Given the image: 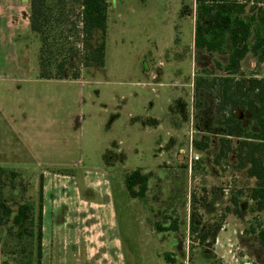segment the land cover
I'll return each mask as SVG.
<instances>
[{
	"label": "rangeland",
	"instance_id": "obj_1",
	"mask_svg": "<svg viewBox=\"0 0 264 264\" xmlns=\"http://www.w3.org/2000/svg\"><path fill=\"white\" fill-rule=\"evenodd\" d=\"M108 3L104 68L83 69L78 80H45L39 78L40 43L30 29V0H0V218L5 217L2 204L12 211L11 220L0 223V264H38L37 218L45 178L58 202H66L59 211L67 221L55 235L50 232L44 264H63L64 238L82 240L75 230L96 232L108 223L103 220L105 179L125 252L134 260L162 252L168 264H218L203 247L213 241L202 246L200 236L216 235L230 223L236 230L231 249L238 261L233 264H264L257 241L264 212H255L251 199L255 181L235 168L234 156H220L225 135L214 110L194 107L197 71L222 75L215 61L228 62V56L195 48L196 0ZM151 72L160 74L161 85L151 80ZM237 77L264 78V64L249 54ZM147 108L157 114L166 110L160 134L144 121ZM112 112L119 119L106 133ZM235 115L245 125L250 117L239 109ZM194 139L209 148L195 149ZM231 141L233 146L238 139ZM136 169L151 173L143 201L131 198L120 182ZM235 200L244 214L228 219ZM26 203L34 207L32 221L13 224ZM174 219L177 233L158 231V224L170 227ZM158 238L161 246L149 244Z\"/></svg>",
	"mask_w": 264,
	"mask_h": 264
},
{
	"label": "trees",
	"instance_id": "obj_2",
	"mask_svg": "<svg viewBox=\"0 0 264 264\" xmlns=\"http://www.w3.org/2000/svg\"><path fill=\"white\" fill-rule=\"evenodd\" d=\"M196 6L195 48L205 54L228 56V62L223 66L215 61L222 75L210 76L206 68L197 71L194 107L214 110L216 122L225 135L220 156H234L235 168L255 181L251 199L255 212H264V78L237 77L249 54L264 64V0H196ZM108 9V0H30V29L40 43L39 78L78 80L83 69L104 68ZM207 99H212V105ZM237 109L250 114L246 125L236 117ZM234 138L238 142L232 146ZM193 146L200 151L209 148L197 139L193 140ZM150 178L151 173H143L141 169L126 173L124 184L129 196L145 200ZM233 204L240 215L237 200ZM1 207L5 217L0 218V223L9 222L12 211L4 204ZM33 208L29 203L20 205L13 224L31 222L29 214ZM42 222L43 179L37 218L38 264L42 259ZM157 227L160 233L179 230L177 219L170 227L161 224ZM221 229L217 228L215 234ZM192 231L197 233L199 229L195 227ZM215 239L216 235L204 233L200 244ZM257 241L264 248V229L258 232ZM166 258L169 260L168 255Z\"/></svg>",
	"mask_w": 264,
	"mask_h": 264
},
{
	"label": "crops",
	"instance_id": "obj_3",
	"mask_svg": "<svg viewBox=\"0 0 264 264\" xmlns=\"http://www.w3.org/2000/svg\"><path fill=\"white\" fill-rule=\"evenodd\" d=\"M151 77V80L157 81L159 85H161V79L160 74L151 72L149 74ZM161 113L165 116L166 110L163 109V112H161V108L159 110V113L157 114L155 111L148 110L147 108V117L145 120L148 121V123L151 121L152 127L151 131L153 133L157 132V134H160L161 131L165 130ZM119 115L117 112H112L111 116L106 121L105 124V132L109 133L110 131L114 130V125L117 123ZM132 121V126L134 124V116L133 113L128 115ZM144 125L146 126V122H144ZM133 129V128H132ZM106 162V161H105ZM106 166L113 165L112 163L106 162ZM58 176V175H57ZM106 177V175L104 174ZM63 178L68 179V177L61 176ZM107 178V177H106ZM105 182L102 183L103 187H105L106 191V199L108 202L105 203L104 211L105 216L103 220L107 221V224H102L101 229L97 230L96 232H92L89 230L88 227H84L81 230H78L75 232H79L80 237L82 240H79L77 242H69V240H66L64 238V260L63 264H168L163 255H160L161 253L154 252L152 255H150L149 259H147V256L143 255V258L140 261L134 260L131 256H128L125 252V247L123 240L121 239V234L118 229L117 224V214L116 209L114 205V201L112 198V194L109 189V182L104 180ZM124 180L120 178V182L122 183ZM47 179H44L43 182V222H42V259L41 264H44L45 256H46V245L49 244V236L51 233L55 235L57 231H61V229L64 226V223L67 221V216L65 213L61 215L59 209L61 205L65 204V201L58 202V198L55 195V192L53 191L52 187L47 185ZM125 185V184H124ZM107 187V188H106ZM240 210V209H239ZM232 214H228V219L230 216H234L236 212H231ZM244 214L240 210V215H235L237 218L240 219L241 215ZM230 223H226L222 229L216 233V239L212 242L210 245H206L203 247H206L208 254H210L211 258L217 259L218 264H233V260L238 261L236 258L235 253H233V248L231 243H234V240L232 239L233 235L236 234V230L234 228L230 227ZM51 229V231H50ZM71 230V229H70ZM179 231V230H178ZM177 231V232H178ZM51 232V233H50ZM174 232V233H177ZM65 233V231H64ZM74 233V232H72ZM58 234V233H57ZM78 234V235H79ZM240 234H242L240 232ZM148 235H156L159 234L156 233L155 230H148ZM47 236V239H46ZM76 236V235H75ZM54 240V239H52ZM51 240V241H52ZM150 245L153 247L157 245L161 246L162 240L158 238L156 244H154V240L148 241ZM154 244V245H153ZM208 244V242H207ZM179 246H181L179 244ZM246 246V245H244ZM178 247V246H177ZM176 247V248H177ZM155 248V247H154ZM175 248V249H176ZM264 249L263 247H260ZM159 252V251H158Z\"/></svg>",
	"mask_w": 264,
	"mask_h": 264
},
{
	"label": "built area",
	"instance_id": "obj_4",
	"mask_svg": "<svg viewBox=\"0 0 264 264\" xmlns=\"http://www.w3.org/2000/svg\"><path fill=\"white\" fill-rule=\"evenodd\" d=\"M195 159H196V160H198V159H199V157L196 155Z\"/></svg>",
	"mask_w": 264,
	"mask_h": 264
}]
</instances>
